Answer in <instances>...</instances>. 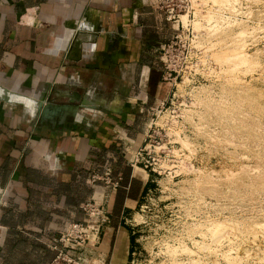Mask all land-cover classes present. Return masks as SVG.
Returning <instances> with one entry per match:
<instances>
[{"label": "crops", "instance_id": "crops-1", "mask_svg": "<svg viewBox=\"0 0 264 264\" xmlns=\"http://www.w3.org/2000/svg\"><path fill=\"white\" fill-rule=\"evenodd\" d=\"M176 30L157 0H0V90L33 102L0 97V264H46L90 197L107 213L96 248L127 264L132 214L121 218L150 180L127 158L169 94L156 52ZM40 97L72 110L40 115ZM104 164L117 186L86 181Z\"/></svg>", "mask_w": 264, "mask_h": 264}, {"label": "rangeland", "instance_id": "rangeland-1", "mask_svg": "<svg viewBox=\"0 0 264 264\" xmlns=\"http://www.w3.org/2000/svg\"><path fill=\"white\" fill-rule=\"evenodd\" d=\"M161 2L163 8L169 9V7L172 6L170 14L174 15V17H178L183 26L179 30H176L179 33L177 34V36L172 38L169 37L170 39L168 38L170 40L168 41L169 46L166 48V53L162 55V58L168 62V66L177 70L175 77L167 80L170 82V84H168L171 85V87L169 89L168 96L165 98V103L163 104L165 109L164 111H161L159 113L160 115H158L157 117L167 120V124L170 122L166 127L165 136H162L166 143V148H164L165 150H167L165 151V159L163 160V164L165 165L166 169L165 171H161L159 173L152 169L148 171V173L150 174V180L147 182L145 189H143L141 195L139 196L136 206L130 211V213H123V217L121 218V220H125V218L129 217L131 214L132 219L138 214L142 216V221L138 223H129V221L125 222L128 224L127 226H129L130 230L132 231L130 236L131 247L127 264H161V262L162 264H202V262L203 264H212L210 262H213V264H229L226 262L228 261V258L224 257L226 255L223 256V254H227L225 253V247H227L226 245L228 244V240L233 237L232 235L238 236V238L236 237L237 241H241V237H248L240 242V244H246L245 246H247L248 248V254L242 255V260L235 261L230 264H257L256 258L252 257L253 251L257 252L259 255L261 254L260 250L264 248V231L262 232V228H255V230L257 229L258 231H256V235L252 237V235L250 234L251 232L249 233L245 227L249 225L247 223H250V221H264V147H262L264 146V17H262L264 16V1L237 0V4L235 2V6L237 5L236 10L240 8L237 11V13L239 14L233 11L234 14L236 13V15H231L233 17H237V19L233 22L230 21L234 23L232 24V26L230 25V23L227 26L229 29H231L230 32L229 29L226 28L228 30V33L233 34L232 32L236 31V29H243L244 25L248 24V30L252 29V31L247 32L245 36L246 39H244L246 42L243 40L246 43L244 48L247 52L249 51L250 53L254 52L255 49H257V54L261 62L260 67H256L250 72H246L243 74L239 73L244 81L250 85V88H246L245 92H238L235 87H233L234 89L231 87H229L230 89L228 87H222L223 93L228 97L229 102H231V99H233V97L238 100L237 104L235 103V108H232L233 113L231 112L230 114L228 112L222 114L220 111H214L213 108L208 107L205 104H193L194 98L200 95L203 96V94L208 97H210L211 95L217 97L216 90L219 91L220 89V83L217 80L216 73L219 69V64L217 62H214V60L212 59L210 53L211 50H206L208 44H204L202 46L196 44L195 41L197 39V34H199V37L205 36L207 32L210 31V27L208 26V24L210 23L209 15L212 12H217L218 10H220L218 12H223L225 10V6H223L222 3L223 1L161 0ZM244 7H248L246 8L248 12L245 14H243V11H241ZM239 10L242 13H240ZM208 11H210L211 13H209ZM224 12L225 15L228 16V14H230L232 11L225 10ZM238 19L240 20V22ZM228 20L231 19L228 18ZM237 21L239 24L237 23ZM195 22H199L202 25L200 26V24L197 23L199 24V28L197 25L196 28H194ZM257 22L259 26H262H260V29H258L259 27L257 26ZM227 30L225 32H227ZM248 33L250 35H248ZM227 35L230 38L231 35ZM194 36L196 37V39L194 38ZM229 38L225 39L229 40ZM231 38L233 37L231 36ZM157 53L158 52H156V54ZM210 60L213 61L211 62ZM216 64L218 67L216 66ZM212 66L214 71L212 69ZM173 73H175L174 70H171V74ZM202 85L210 87L200 88ZM209 88H211L212 90ZM208 89L210 90L211 95H207L206 93H204ZM26 99L30 100L28 98ZM85 99L87 100L86 104L92 102V98L88 95L83 98V101ZM209 103H213V101H208L207 104ZM185 108H194L197 110L200 109V116H198L197 113H192V120L196 122L203 121V128L195 129L192 126V120H190V118H187L186 116H182V112ZM142 110L145 113V109L143 108ZM257 120H259V124ZM175 121L179 124L174 128L179 132V136L181 137L186 134L190 142L196 143L195 151H189L182 148L183 146L176 138V134H173L171 128V124H175ZM237 121H239L240 123ZM256 124H258V126H256ZM259 126L260 129H258ZM228 127H230V129ZM235 132H237V134ZM225 140H228V142H226ZM138 141L139 139H137L136 143ZM146 141H148V139H146L145 142ZM252 143L254 144L252 145ZM248 145L250 146L249 149ZM175 150L176 152H174ZM184 152L187 153L188 156H186L187 154L185 155ZM181 153L186 156L185 158L188 159L182 157ZM162 154L163 152L160 153V155ZM181 157L184 159H181ZM181 160H187V162H181ZM188 161L190 165L188 164ZM186 166L189 168H187ZM199 166H206L207 168L213 169L214 171L210 174V178L202 180L203 177H198L200 178V181H198L197 179V182L195 181L189 184L187 179L190 180L191 177L194 176L193 168ZM135 167L136 166H134V168ZM116 173L120 174V172ZM116 173H113V170L111 168V174L115 175ZM230 173H232V175H230ZM195 174L199 175V173ZM192 181L193 180H191L190 182ZM182 185H184L185 188ZM250 191H252V194L250 193ZM253 192L256 193L254 194ZM249 196L251 198L253 196V198L251 199ZM258 198L261 201L258 200ZM251 204L252 206L249 207V205ZM201 215L207 216L211 219H219L220 222H218L219 225L217 226V231L216 228H214L215 233L213 232L212 234H210L206 231L207 237L201 234L200 238L198 236V234L200 235V233L195 232V234L193 233V230H187V228L185 229L184 223H186L187 221H191L194 218L196 219V216L201 217ZM230 217L232 218V220ZM131 218H129L128 220H130ZM234 221H236L235 225L237 224V227L240 226L238 227V230H234L237 228H235ZM238 221L243 222V224H239ZM106 222L107 218L106 221H104V223L101 225L100 231ZM190 231L192 232L190 233ZM223 231H227V234L223 235ZM208 236L210 237V241H212L213 243H208ZM225 237L228 240H226ZM194 238L197 239L198 242H200V240L201 242L206 240V244L208 245H203L201 247L202 243L201 245H199L198 243L196 244L195 242H193ZM251 238L254 239L252 240ZM177 241L179 244L177 243ZM169 245H178L179 247L178 249L177 247L174 248L172 253ZM194 246L198 249V251ZM200 247L202 249H200ZM214 247H216V249H214ZM192 248L196 252V254L192 250ZM217 248L221 250H218V252L216 251ZM213 249L217 254H215ZM207 250L208 253H205L207 252ZM192 253L194 254V257L193 255H191ZM103 255L104 264H107V254ZM202 256L205 258H203ZM209 256L211 261L209 260ZM225 258L227 260H224ZM204 259L207 263L204 262Z\"/></svg>", "mask_w": 264, "mask_h": 264}, {"label": "bare ground", "instance_id": "bare-ground-1", "mask_svg": "<svg viewBox=\"0 0 264 264\" xmlns=\"http://www.w3.org/2000/svg\"><path fill=\"white\" fill-rule=\"evenodd\" d=\"M223 2V6H225V10H229V11H235L236 13H237V11H238V9H240V8H238L237 10H236V7H237V5L235 6V2H236V4H237V0L235 1V0H222ZM255 1V0H254ZM264 1V0H263ZM251 2V1H250ZM245 3V2H244ZM247 4H249V3H247ZM251 4V3H250ZM252 4H253V2H252ZM255 4V3H254ZM240 5V4H239ZM238 5V6H239ZM257 5V4H256ZM246 6V5H245ZM251 6V5H250ZM264 6V5H263ZM253 7V6H252ZM262 7V6H261ZM242 8V7H241ZM246 8H248V7H244L243 8V10H241V11H243V14H245V13H247L248 11H247V9ZM254 8V7H253ZM251 9V8H250ZM209 10V9H208ZM224 10V11H225ZM215 11V10H214ZM218 11H220V10H218ZM210 12V11H208L209 13H211L212 14V16H211V14L209 15V24H208V26L210 27L209 28V30L210 31H208L207 32V34L205 35V36H200L199 37V34H197V39H196V37L194 36V38L196 39V44H198V45H204V44H208V47H207V49L206 50H211L210 51V53H211V57H212V59L214 60V62H217L218 64H219V69L217 70V80H218V82L220 83V89H219V91L218 90H216V93H217V97H215V96H212L211 94H210V90L209 89H211V88H209L206 92H204V93H206L207 95H211L210 97H208V96H206L205 94H203V96L202 95H200V96H198V97H195L194 98V101H193V104L194 103H198V104H205L206 106H208V107H211V108H213V110L215 111H220L222 114H225V113H233V110H232V108L234 107L235 108V103L237 104V102H238V100L236 99V98H234L233 97V99H231V102H229V99H228V97L223 93V90H222V87H231V88H233V87H235L236 89H237V91L238 92H245V90H246V88H250V85L247 83V82H245L244 81V79L242 78V76H240L239 75V73H241V74H243V73H246V72H250V71H252L253 69H255L256 67H260V65H261V62H260V59H259V57H258V54H257V49H255V51L254 52H247L246 50H245V48H244V46H245V40L244 39H246L245 38V36H246V34H247V32L248 31H252V29L251 30H248L249 28V26H248V24H245L244 25V28L242 29H240V26H239V29L240 30H238V29H236V31H234V32H232L233 34H231V33H228V30L227 29H229L227 26L229 25V23H230V25L232 26V24H234V23H232L233 21H235L236 19H237V17H233L232 15H236V13L234 14V12L232 13H230V12H227V13H230V14H228V16L227 15H225V12L223 13L222 11L221 12ZM239 12H240V10H239ZM259 12V11H258ZM240 13H242V12H240ZM249 13H250V11H249ZM248 13V14H249ZM260 13H261V11H260ZM259 13V14H260ZM232 14V15H231ZM237 14H239V13H237ZM263 14V13H262ZM230 15V16H229ZM250 15V14H249ZM256 15V14H255ZM262 16V15H261ZM262 17H264V16H262ZM228 18L229 19H231V20H228ZM233 18V19H232ZM258 19V18H257ZM185 20V19H184ZM196 20V19H195ZM239 20V19H238ZM187 21V20H186ZM194 21V20H193ZM230 21H232V22H230ZM244 21V20H243ZM243 21H242V23H243ZM239 22H240V20H239ZM188 23V22H187ZM197 23H199V22H195V27L194 28H196V25L198 26L199 24H200V26L202 25L201 23H199V24H197ZM206 23H208V22H206ZM236 23V22H235ZM237 23H238V21H237ZM236 23V24H237ZM246 23V22H245ZM193 24V23H192ZM235 24V25H236ZM239 24V23H238ZM241 24V23H240ZM184 25V24H183ZM187 25V24H186ZM257 26L259 27L258 29H260V26L258 25V22H257ZM257 26H253V27H257ZM242 27V26H241ZM262 27V26H261ZM198 28H199V26H198ZM227 28V29H226ZM231 28V27H230ZM227 30V32H225L226 30ZM230 30L231 29H229V32H230ZM233 31V30H232ZM260 31V30H259ZM227 34H229V36L231 35L233 38H231V36H230V38L228 37V35ZM257 34V33H256ZM262 34V33H261ZM260 34V35H261ZM248 35H250L249 33H248ZM225 38H229V40H227V39H225ZM194 39V40H195ZM223 39H224V41H223ZM245 42H244V41ZM244 42V43H243ZM261 51V50H260ZM205 58V57H204ZM212 60V61H213ZM211 61V60H210ZM211 61V62H212ZM262 61V60H261ZM204 62V61H203ZM207 62V61H206ZM263 63V62H262ZM213 64V63H212ZM263 65V64H262ZM216 66H217V64H216ZM211 67V66H210ZM218 67V66H217ZM262 68V67H261ZM207 69V68H206ZM212 69H213V66H212ZM258 70H260V69H258ZM213 71H214V69H213ZM208 72V71H207ZM259 73V72H258ZM211 74V73H210ZM209 75V74H208ZM249 76V75H248ZM247 76V77H248ZM213 79V78H212ZM211 80V79H210ZM261 83V82H260ZM211 84H212V82H211ZM233 84V85H232ZM214 85V84H213ZM208 87H210V86H201L200 88H208ZM257 87V86H256ZM230 89V88H229ZM234 89V88H233ZM212 90V89H211ZM257 90V89H256ZM1 92H0V97H3V98H6V99H13V100H20V101H22L25 105H27L28 107H31L32 106V100H27L26 99V97H22V96H20V95H17V94H14V93H10V92H7V91H4V90H0ZM214 91V90H213ZM72 95V94H71ZM196 96V95H195ZM237 96V95H236ZM256 99V98H255ZM212 102L213 101V103H209V104H207V102ZM248 103V102H247ZM60 104V103H59ZM55 105V106H53L52 108H48V107H46L45 108V111H44V113H43V115H47V114H51V115H53V116H55V115H59V113H61L62 111H63V113H64V115H66L67 113H69L72 109H69V108H67V107H64L63 105ZM64 104V103H63ZM244 104V103H243ZM255 104V103H254ZM65 105V104H64ZM250 105V104H249ZM261 105V104H260ZM264 105V104H263ZM251 106V105H250ZM32 108V107H31ZM30 108V109H31ZM71 108V107H70ZM248 108V107H247ZM61 109H63L62 111H61ZM200 110V109H199ZM199 110H197V109H194V108H185L184 110H183V112H182V116L183 117H187V118H190V120H192V113H197V115L198 116H200V111ZM202 110V109H201ZM212 110V109H211ZM239 111V110H238ZM243 111V110H242ZM203 112V111H202ZM206 112V111H205ZM235 112V111H234ZM244 112H245V110H244ZM261 112V111H260ZM263 112V111H262ZM243 113V112H242ZM248 113V112H247ZM249 114V113H248ZM245 116V115H244ZM250 116H251V114H250ZM259 116V115H258ZM233 117V116H232ZM249 117V116H248ZM255 117V116H254ZM253 117V118H254ZM170 118V117H169ZM168 119V118H167ZM172 119V118H171ZM202 119V118H201ZM231 119V118H230ZM251 119V118H250ZM259 119V118H258ZM173 120V119H172ZM239 120H241V119H239ZM256 120V119H255ZM167 121V120H166ZM174 121V120H173ZM172 121V122H173ZM231 121V120H230ZM258 121V124H259V120H257ZM203 122V121H202ZM202 122H196V121H194V120H192V126L195 128V129H201V128H203V126H204V124H202ZM237 122H239V121H237ZM243 122H246V121H243ZM256 122V121H255ZM255 122H254V124H255ZM170 123V122H169ZM168 123V124H169ZM175 124H171V128H172V131H173V134L175 133L176 134V138L180 141V143H181V145L183 146H181L182 148H184V149H186V150H189V151H195V149H196V143H192V142H190L189 140H188V137L186 136V134H184V136H179V132L176 130V129H174L176 126H178L179 124L175 121L174 122ZM204 123V122H203ZM240 123V122H239ZM167 124V125H168ZM258 124H256V126H258ZM263 124V123H262ZM261 124V125H262ZM241 125V124H240ZM245 125H246V123H245ZM252 125V124H251ZM223 126V125H222ZM232 127V126H231ZM250 127H252V126H250ZM210 128V127H209ZM225 128V127H224ZM229 129H230V127H228ZM178 129V128H177ZM237 129V128H236ZM250 129V128H249ZM254 129V128H253ZM258 129H260V126H259V128ZM227 130V129H226ZM257 130V129H256ZM212 131H214V130H212ZM247 131V130H246ZM253 131V130H252ZM236 134H237V132H235ZM239 133V132H238ZM243 133V132H242ZM258 133V132H257ZM236 134H234V135H236ZM259 134V133H258ZM262 134V133H261ZM231 135H232V133H231ZM230 135V136H231ZM244 135V134H243ZM248 135V134H247ZM246 135V136H247ZM243 137V136H242ZM259 138H261V137H259ZM257 139V138H256ZM263 139V138H262ZM253 140V139H252ZM259 140V139H258ZM257 140V141H258ZM264 140V139H263ZM226 141V140H225ZM230 141V140H229ZM249 141V140H248ZM247 141V142H248ZM254 141V140H253ZM260 141V140H259ZM226 142H228V140L226 141ZM251 143V142H250ZM249 143V144H250ZM193 144V145H192ZM239 144H240V142H239ZM254 143H252V145H253ZM264 144V143H263ZM236 145H238V144H236ZM242 145V144H241ZM244 145V144H243ZM259 145V144H258ZM257 145V146H258ZM208 147V146H207ZM215 147H217V146H215ZM249 145H248V149H249ZM261 147V146H260ZM262 147H264V146H262ZM252 148V147H251ZM181 149V148H180ZM232 149V148H231ZM229 150V149H228ZM239 150V149H238ZM245 150V149H244ZM180 151V150H179ZM240 151V150H239ZM251 151V150H250ZM174 152H176V150L174 151ZM186 152V151H185ZM184 152V153H185ZM182 154V153H181ZM187 153H185V155H186ZM244 154V153H243ZM185 155H181L182 157H186V156H188V154L185 156ZM250 156V155H249ZM181 157V159H184V158H182ZM247 157V156H246ZM185 159H188V158H185ZM247 159V158H246ZM264 160V159H263ZM183 160H181V162H182ZM183 162H187V160H185V161H183ZM249 162V161H248ZM263 162V161H262ZM183 164V163H182ZM187 164V163H186ZM188 164H189V161H188ZM246 164V163H245ZM258 164V163H257ZM262 164V163H261ZM184 165H185V163H184ZM190 165V164H189ZM255 166V165H254ZM187 167V166H186ZM187 168H189V167H187ZM263 168V167H262ZM253 169V168H252ZM255 169V168H254ZM257 169V168H256ZM235 170V169H234ZM213 169H209V168H207L206 166L205 167H203V166H199V167H195V168H193V174H194V176H192L191 177V179L189 180V179H187V181L189 182V184L190 183H193V182H195L197 179H198V181H200L199 179L201 178V177H203V179L202 180H206L207 178H210L209 176H210V174L211 173H213ZM246 171V170H245ZM195 173H199V175L197 174H195ZM263 173V172H262ZM196 175V176H195ZM230 175H232V173H230ZM229 175V176H230ZM198 177H200V178H198ZM259 177V176H258ZM252 179V178H251ZM191 180H193L192 182H190ZM201 180V181H202ZM186 181V182H187ZM256 181V180H255ZM197 182V181H196ZM264 182V181H263ZM188 184V185H189ZM166 185V184H165ZM253 185V184H252ZM169 186V185H168ZM182 186H184V185H182ZM251 186V185H250ZM258 186V185H257ZM166 187V186H165ZM187 187V186H186ZM184 188H185V186H184ZM246 190V189H245ZM244 190V191H245ZM257 190V189H256ZM258 190H260V189H258ZM249 192V191H248ZM252 191H250V193H251ZM262 192V191H261ZM246 193V192H245ZM249 193V194H250ZM254 193V192H253ZM256 193V192H255ZM254 193V194H255ZM259 193V192H258ZM263 193V192H262ZM252 194V193H251ZM250 194V195H251ZM260 194V193H259ZM255 196V195H254ZM257 196V195H256ZM260 196V195H259ZM250 197V196H249ZM251 198V197H250ZM252 198H253V196H252ZM251 198V199H252ZM255 198V197H254ZM256 199H257V197H256ZM258 200H260L259 198H258ZM254 201V200H253ZM261 201V200H260ZM264 201V200H263ZM199 203V202H198ZM250 203V202H249ZM257 203V202H256ZM206 204V203H205ZM245 204V203H244ZM259 204V203H258ZM263 204V203H262ZM257 205V204H256ZM250 206H252V204L251 205H249V207ZM259 207V206H258ZM261 207V206H260ZM252 208H254V207H252ZM252 208H251V210H252ZM262 208V207H261ZM260 208V209H261ZM248 209V208H247ZM255 209H257V208H255ZM259 210V209H258ZM263 210H264V208H263ZM147 211V210H146ZM245 211V210H244ZM247 211V210H246ZM256 211V210H255ZM260 211V210H259ZM257 212V211H256ZM264 212V211H263ZM247 213V212H246ZM258 213V212H257ZM260 213V212H259ZM248 216V215H247ZM231 218V217H230ZM193 219V218H192ZM234 219V218H233ZM253 219V218H252ZM231 220H232V218H231ZM129 221V223H138V222H140V221H142V216L140 215V214H138V215H136V216H134L133 217V219L131 218L130 220H128ZM229 221H230V219H229ZM250 221V220H249ZM218 222H220L219 221V219H211V218H209V217H207V216H204V215H201V217L200 216H196V219L194 218L193 220H191V221H187L186 223H184L185 225V229L187 228V230H193L194 232L193 233H200V235L198 234V236L200 237L201 236V234H203L204 236H206L207 237V235H206V233L207 232H209L210 234H212L213 232H214V228H216V231H217V226L219 225L218 224ZM235 222L236 221H234V225H235ZM223 223V222H222ZM238 223L240 224L241 223V225L243 224V222H239L238 221ZM221 224V223H220ZM247 224H249L248 226H246L245 228L248 230V232L252 235V237H254V235H256L255 233H257L256 231H258L257 229L255 230V228H262V232L264 231V221H261V222H256V221H250V223H247ZM253 224V225H252ZM181 225V224H180ZM237 227V224L235 225V228ZM238 227H240V226H238ZM238 227L236 228V229H234V230H238ZM230 229H231V226H230ZM207 231V232H206ZM181 232V231H180ZM187 232V231H186ZM192 231H190V233H191ZM224 232V231H223ZM222 232V233H223ZM227 232V231H226ZM226 232H224L223 233V235L225 234H227ZM244 232V231H243ZM195 233V234H196ZM215 233V232H214ZM218 233V232H217ZM232 233V232H231ZM236 233V232H235ZM240 233V232H239ZM259 234H261V233H259ZM191 235V234H190ZM193 235V234H192ZM220 235V234H219ZM232 235V234H231ZM211 236V235H210ZM233 237H231L229 240L225 237V239L226 240H228V244L226 245L227 247H228V250H227V247H225L226 248V252L225 253H227V254H223V256L224 255H226V256H224V257H227L228 258V261H226L227 263H233V262H235V261H240V260H242V258H241V256L242 255H245V254H248L247 253V250H248V248H247V246H245L246 244H240V242L241 241H243L244 239H246V238H248V237H241L240 239H241V241H237V239H236V237L238 238V236H234V235H232ZM241 236V235H240ZM246 236V235H245ZM146 237V236H145ZM191 237V236H190ZM189 237V238H190ZM209 237V236H208ZM260 237H262V236H260ZM172 238V237H171ZM197 238V237H196ZM201 238V237H200ZM221 238V237H220ZM191 239V238H190ZM202 239H204V238H202ZM206 239V238H205ZM252 240L254 239V238H251ZM250 239V240H251ZM177 240V239H176ZM216 240V239H215ZM223 240V239H222ZM251 240V241H252ZM259 240H261V239H259ZM141 241V240H140ZM178 241H179V239H178ZM178 241H177V243H178ZM258 241V240H257ZM144 242V241H143ZM174 242V241H173ZM193 242H195L196 244L198 243L199 245H201V243H202V245H201V247L203 246V245H208V244H206V240H204L203 242H201V240H200V242H198L197 241V239H193ZM193 242H191V243H193ZM208 242V241H207ZM210 242H212V241H210V237H209V242L208 243H210ZM250 242V241H249ZM139 243H141V242H139ZM168 243V242H167ZM176 243V244H177ZM195 243H193V244H195ZM213 243V242H212ZM219 243V242H218ZM217 243V244H218ZM221 243V242H220ZM259 243V242H258ZM179 244V243H178ZM222 244V243H221ZM171 245V244H170ZM169 245V246H170ZM192 245V244H191ZM210 245V244H209ZM239 245V246H238ZM255 245V244H254ZM173 246V245H172ZM170 246V248H171V252L173 253V250H174V248H176L177 247V249H178V245L177 246ZM196 246V245H195ZM194 246V247H195ZM211 246V245H210ZM214 246V245H213ZM217 246V245H216ZM220 246V245H219ZM256 246V245H255ZM254 246V247H255ZM262 246H263V244H262ZM167 247H168V245H167ZM167 247H165V248H167ZM180 247H182V246H180ZM197 247V246H196ZM195 247V248H196ZM200 247V249H202ZM218 247V246H217ZM253 247V248H254ZM264 247V246H263ZM204 248V247H203ZM212 248V247H211ZM219 248V247H218ZM217 248V250L216 251H218L219 249ZM224 248V247H223ZM169 249V248H168ZM180 249V248H179ZM184 249V248H183ZM187 249V248H186ZM191 249V248H190ZM197 249V248H196ZM195 249V250H196ZM214 249H216V247H214ZM213 249V251L215 252V254H217L216 253V251ZM159 250H160V248H159ZM192 250H193V248H192ZM192 250H190V251H192ZM221 250V249H220ZM219 250V251H220ZM224 250V249H223ZM222 250V251H223ZM194 251V250H193ZM197 251H198V249H197ZM210 251V250H209ZM212 251V250H211ZM212 251V252H213ZM218 251V252H219ZM221 251V252H222ZM250 251V250H249ZM258 251V250H257ZM261 251V254L259 255L257 252H254L253 251V256L252 257H254V258H256V260H257V264H264V248L262 249V250H260ZM160 252V251H159ZM166 252V251H165ZM175 252V251H174ZM188 252V251H187ZM195 252V251H194ZM200 252H201V250H200ZM211 252V253H212ZM220 252V253H221ZM161 253V252H160ZM164 253V252H163ZM169 253H170V251H169ZM168 253V254H169ZM205 253H208V250H207V252H205ZM224 253V252H223ZM232 253H234V254H232ZM252 253V252H251ZM162 254V253H161ZM195 254H196V252H195ZM204 254V253H203ZM214 254V253H213ZM171 255V254H170ZM170 255H169V257H170ZM191 255H193V257H194V254L192 253ZM201 255V254H200ZM220 255H222V254H220ZM138 256V255H137ZM166 256V255H165ZM205 256V255H204ZM217 256V255H216ZM168 257V256H167ZM203 257V256H202ZM206 257H207V255H206ZM166 258V257H165ZM203 258H205V257H203ZM213 258H214V256H213ZM223 258V257H222ZM249 258V257H248ZM252 259V258H251ZM133 260V259H132ZM183 260V259H182ZM209 260H210V256H209ZM213 260H215V259H213ZM224 260H227L226 258L224 259ZM162 261V260H161ZM166 261V260H165ZM165 261H164V263H165ZM211 261V260H210ZM210 261H208V262H210ZM217 261V260H216ZM204 262H205V259H204ZM252 262H254V261H252ZM175 263V262H174ZM205 263H207V262H205ZM210 263H212L213 264V262H210ZM161 264H162V262H161ZM177 264V263H176ZM202 264H203V262H202ZM207 264H209V263H207Z\"/></svg>", "mask_w": 264, "mask_h": 264}, {"label": "built area", "instance_id": "built-area-1", "mask_svg": "<svg viewBox=\"0 0 264 264\" xmlns=\"http://www.w3.org/2000/svg\"><path fill=\"white\" fill-rule=\"evenodd\" d=\"M157 3L164 10L166 17L177 23L178 30L183 27L180 19L170 14L172 6L167 9L163 8L161 0H157ZM177 34H179L178 31L170 38L177 36ZM169 39L163 42L157 51V56L161 62V76L166 80L175 77L177 73V70L169 67L168 62L162 58L169 46ZM171 70H174L175 73L171 74ZM165 100L161 99L157 105L147 107L149 122L142 134L140 143L127 158L129 165L137 164L147 171L152 169L157 173L165 171L166 167L163 160L167 150H165L166 143L162 136L166 134L168 121L157 118L159 113L165 109L163 106ZM146 139L148 141L145 142ZM161 152H163L162 155H160ZM111 168L109 164H104L101 171L89 170L86 181L89 183L98 181L109 187L117 186L121 175L119 173L112 175ZM79 208L83 217L68 220L64 227L58 231L56 240L51 246L54 254L46 264H104V255L96 248L100 239V227L107 218L102 202L90 197L83 200L79 204Z\"/></svg>", "mask_w": 264, "mask_h": 264}, {"label": "water", "instance_id": "water-1", "mask_svg": "<svg viewBox=\"0 0 264 264\" xmlns=\"http://www.w3.org/2000/svg\"><path fill=\"white\" fill-rule=\"evenodd\" d=\"M71 101V99H70ZM83 103V101L81 102ZM49 105V101H43L42 98H37V103H36V107L39 109V114L42 115L43 114V110Z\"/></svg>", "mask_w": 264, "mask_h": 264}]
</instances>
